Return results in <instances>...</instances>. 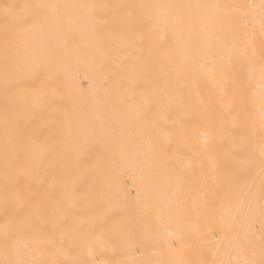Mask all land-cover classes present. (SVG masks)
I'll use <instances>...</instances> for the list:
<instances>
[{"label": "bare ground", "instance_id": "obj_1", "mask_svg": "<svg viewBox=\"0 0 264 264\" xmlns=\"http://www.w3.org/2000/svg\"><path fill=\"white\" fill-rule=\"evenodd\" d=\"M262 4L0 0V260L264 264Z\"/></svg>", "mask_w": 264, "mask_h": 264}, {"label": "snow or ice", "instance_id": "obj_2", "mask_svg": "<svg viewBox=\"0 0 264 264\" xmlns=\"http://www.w3.org/2000/svg\"><path fill=\"white\" fill-rule=\"evenodd\" d=\"M25 7H31V6L26 5ZM38 7L42 8V9H47L50 7L51 8H57L60 6H58V5H39ZM160 7H165V6L161 5ZM190 7H195V6H190ZM12 9H13V6L5 5L4 6L5 16H13L14 17L15 14L13 13ZM260 27H261V30L264 31V4H262V6H261ZM262 121H264V118H262ZM205 144L207 145V140H205ZM261 151H262V154H264V146H262ZM17 195L19 196L22 194H17ZM173 204H174V202H172V201H165L161 205H159L158 211L161 212L162 214L171 213L173 211H177V212L186 211V209H183L180 207H177L174 209ZM27 229H30V234L35 238L36 242L39 244L43 239L42 228L26 221L25 224L22 226L21 234H23V232ZM3 234H4L5 248H7L9 246V242L11 241L12 245L17 249V252H19V246L21 243V236H18L17 233L15 231H13L12 228L8 224L4 225ZM43 242L45 244L51 245L50 240H44ZM0 264H54V262L46 261V260L38 259V258L24 259V258H21L19 255H17V257L14 259L0 260ZM71 264H85V262L79 261V260H74L71 262ZM179 264H189V262L180 261ZM238 264H249V262L248 261H242V262H238Z\"/></svg>", "mask_w": 264, "mask_h": 264}]
</instances>
